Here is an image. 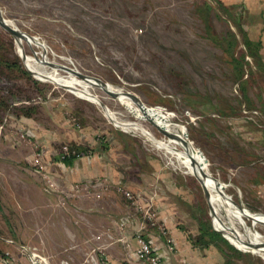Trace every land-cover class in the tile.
I'll use <instances>...</instances> for the list:
<instances>
[{"label": "rangeland", "instance_id": "1", "mask_svg": "<svg viewBox=\"0 0 264 264\" xmlns=\"http://www.w3.org/2000/svg\"><path fill=\"white\" fill-rule=\"evenodd\" d=\"M204 2L0 0L1 14L6 21L40 42L38 46L26 41L18 45L0 26V56H18L30 76L28 80L15 70L3 69L10 78L3 79L2 83L11 86L18 97L0 112V128L11 129L12 120L21 116L36 117V122L49 126H54L58 118L67 119L84 133L80 143L92 150L84 154H108L125 168L126 177L131 181L145 183L143 190L149 195L173 194L168 203L172 214L188 231V238H197L199 221L205 219L204 214L210 227L215 231L216 227L228 239L210 214L209 197L197 176L181 168L174 154L154 144L139 130L115 124L99 103L50 77H39L29 71L24 59L26 55L44 57L46 62L37 66L45 71L60 66L55 71L65 77L66 69L76 70L78 76L96 77L130 92L147 107L158 109L186 131V138L206 157L211 175L225 184L227 195L264 214V73L245 65L243 79L247 93L244 97L236 85L238 82L233 81L230 63V54L244 51L242 41L232 39L235 27L218 4H211L212 27L207 32ZM97 85L92 91L115 119L137 121L127 108ZM140 122L157 138L164 136L149 119ZM13 126L16 131L20 129ZM19 134L26 137L22 130ZM68 143L59 142L54 150L58 152ZM119 184L139 200L142 197L120 180L103 191L100 198L113 190L118 200L131 208L129 200L115 187ZM143 206L146 212L155 214L154 219L132 210L139 214L142 224L157 229L169 252L176 254L174 243L168 244L172 237L160 222L157 210L149 200H144ZM255 229L264 235L262 223ZM229 241L239 251L227 249L235 263L264 264V256L240 249ZM210 246L198 247L205 254ZM209 254L214 257L212 251Z\"/></svg>", "mask_w": 264, "mask_h": 264}, {"label": "crops", "instance_id": "2", "mask_svg": "<svg viewBox=\"0 0 264 264\" xmlns=\"http://www.w3.org/2000/svg\"><path fill=\"white\" fill-rule=\"evenodd\" d=\"M206 2L226 7L234 32L238 31L236 27L240 23L249 47L237 32L236 36L247 53L248 65L264 73V0ZM248 51L260 58V64L254 62ZM35 119L21 116L12 120L14 125L20 126L17 131L13 124H10L11 129L0 128V264H7L9 256L28 263L30 251L41 253L49 264H60L63 259L81 264L88 250L99 243L106 244L102 255L106 264H137L131 246L135 244L133 232L140 224L143 235L162 254L160 264L222 263L215 247L211 245L204 254V250L189 240L188 231L172 214L168 203L173 194H147L143 190L145 183L131 181L126 177L125 168L103 152L79 155L66 164L55 157L58 153L55 146L59 142L80 143L84 137L82 129L74 128L67 119L58 118L54 126ZM20 130L26 137L19 134ZM102 175L107 176L106 181L112 187L124 181L141 194L140 203L149 200L172 237L176 254L169 252L160 232L142 224L139 214L120 202L113 190L101 198L93 194L97 188L88 184L98 181ZM157 183L156 179V188ZM176 212H179L177 208ZM120 220L128 222L125 233L117 228ZM98 234L102 236L99 239L95 238Z\"/></svg>", "mask_w": 264, "mask_h": 264}, {"label": "bare ground", "instance_id": "3", "mask_svg": "<svg viewBox=\"0 0 264 264\" xmlns=\"http://www.w3.org/2000/svg\"><path fill=\"white\" fill-rule=\"evenodd\" d=\"M26 35L28 40L24 37H19L17 40L18 45H20L22 41H26L34 46L40 45L37 38L31 37L28 34ZM24 59L27 67L39 77H50V79L57 81L59 84L66 85L78 95L99 103L101 106L102 104L104 105V103L100 101L101 98H99L92 90L94 87L98 86L97 84H99L107 93L108 91L106 88H108L111 92V94H108L117 99L125 108H127V110L137 118V121H119L114 118L110 109L104 105L105 108L104 106L102 107L107 115L114 119L116 124L139 130L148 139L155 142L154 144L165 149L167 152L174 154L178 159L176 162H179L178 164L181 165V168H184L186 172L197 176L209 197L208 200L210 201L211 206L210 214L215 220L216 225L223 228L228 239L240 249L253 251L264 256V235L255 229L259 223H262L264 226V214L261 211L258 212L251 210L245 205L234 201L230 195L225 193V184L219 182L211 175L206 157L186 138L184 133L186 131H184L177 123L169 121V119L166 118V115L161 114L158 109L147 107L138 97L126 90L114 88L104 82L106 85L105 88L91 76H78L75 73L76 70L72 71L66 69L68 75L63 77L55 71L62 68L60 66H52L53 70L45 71L43 68L41 69L37 66L42 62H46L44 57L40 58L34 55H26L24 56ZM45 72L50 73L45 74ZM145 119H149L154 126L164 134V136L157 138L151 133V131L147 130L140 122ZM248 220L250 221L249 224Z\"/></svg>", "mask_w": 264, "mask_h": 264}, {"label": "trees", "instance_id": "4", "mask_svg": "<svg viewBox=\"0 0 264 264\" xmlns=\"http://www.w3.org/2000/svg\"><path fill=\"white\" fill-rule=\"evenodd\" d=\"M220 6L219 10L227 14V9L224 5L218 4ZM211 9L212 6L211 4H208L207 2H204L203 6V12H204V21L206 24V30L209 32L211 30V25H210V14H211ZM239 27L238 28V34L241 36L243 39V43L246 47H249L250 42L245 38V33L240 28V23H238ZM236 32L233 31L232 39H235ZM228 44V40H226ZM229 49V47H228ZM231 52V51H230ZM246 52L242 51L240 54H230V63L233 68V81L238 82L236 84L243 92L244 97L246 96L247 92V86L245 84V81L243 79V74H244V67L246 64H248L246 60ZM249 55L253 56L254 62L260 64L261 60L256 54H254L252 51H248ZM3 69H12L13 71L19 72L22 77L26 79H30L29 72L25 70L22 67L21 61L18 58V56H0V112L7 106H9L12 103L13 99H16L18 96L13 92L11 86H7L5 83H2L3 79L10 78V75L7 74ZM32 83L37 86L38 82L36 80H32ZM68 146V152L64 154V157L61 158V155L63 154V151L61 148L58 150V153L55 154V157L66 164H70L73 159L76 156L81 155V153H86V152H91V148H88L84 144L77 143V142H69L67 144ZM203 219H200L199 221V233L197 238L190 237V240L194 246H199L200 248H207L210 245L216 247L219 252L222 253L224 256V259L222 261V264H238L235 263L234 260L231 258L229 253L227 252L228 250H232L234 252H239L238 249H236L230 242L227 241L226 238H224L220 233L212 229L207 221V218L205 217L204 214H202ZM214 226V225H213ZM215 227V226H214ZM215 229H217L215 227ZM218 230V229H217ZM219 231V230H218ZM220 232V231H219Z\"/></svg>", "mask_w": 264, "mask_h": 264}, {"label": "built area", "instance_id": "5", "mask_svg": "<svg viewBox=\"0 0 264 264\" xmlns=\"http://www.w3.org/2000/svg\"><path fill=\"white\" fill-rule=\"evenodd\" d=\"M63 154L61 155V158L64 157V154L68 152V146L67 144L63 145L62 147ZM40 166V165H39ZM79 185V184H77ZM89 187H96L97 191L94 192V195L96 197H100L101 193L109 188V184L106 181V178H100L98 181L88 184ZM117 190L121 191L127 200H129L131 207L143 214V217H147L148 219L152 220L154 219L155 214L154 213H148L146 212L147 209L144 208L143 204L140 203L139 199L136 198L132 191L125 189L121 184L115 186ZM128 222L126 220H120L117 224V228L125 233L128 228ZM101 234H98L95 236V238L99 239L101 238ZM133 237L135 240V244H132V250L137 257V264H160L162 261V254L157 251L156 247L152 244V242L147 239L143 233H142V225L133 232ZM170 241V244L173 243L172 240L168 239ZM106 247L105 243H99L97 245H94L91 247L88 252L86 253V256L83 259V262H91L92 264H106L104 261V257L102 256L104 253V248ZM30 260L28 263L21 262L11 256L8 257L7 264H49L46 260V257L43 256L41 253L36 251H30L29 253ZM81 262V264L83 263ZM60 264H71L68 260H61Z\"/></svg>", "mask_w": 264, "mask_h": 264}, {"label": "water", "instance_id": "6", "mask_svg": "<svg viewBox=\"0 0 264 264\" xmlns=\"http://www.w3.org/2000/svg\"><path fill=\"white\" fill-rule=\"evenodd\" d=\"M0 26L3 28V29H5L8 33H10L15 39H16V41L18 40V38L19 37H24V38H26V40H28V37H27V35H26V33L25 32H23V31H21V30H19V29H17V28H15V27H13L12 25H10L7 21H6V19L2 16V14H1V10H0ZM24 56V55H23ZM29 69V71H32L30 68H28ZM93 79H95V80H97L103 87H105L106 88V85L104 84V82H102L100 79H98V78H96V77H92ZM106 90L108 91V93H110L111 94V92L108 90V88H106ZM113 95V94H112ZM102 106H104L103 104H102ZM104 108H105V106H104ZM110 117V116H109ZM111 118V117H110ZM112 119V118H111ZM112 120H114V119H112ZM116 124V123H115ZM216 231L218 232V230L216 229ZM223 236H224V234H223ZM225 237V236H224ZM226 238V237H225ZM227 239V238H226ZM228 240V239H227ZM229 241V240H228ZM230 242V241H229Z\"/></svg>", "mask_w": 264, "mask_h": 264}]
</instances>
